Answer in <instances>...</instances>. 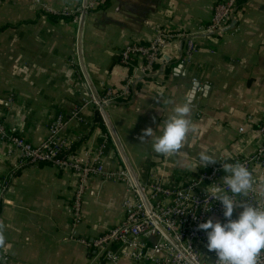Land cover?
Returning <instances> with one entry per match:
<instances>
[{"label":"crops","instance_id":"0c3cea01","mask_svg":"<svg viewBox=\"0 0 264 264\" xmlns=\"http://www.w3.org/2000/svg\"><path fill=\"white\" fill-rule=\"evenodd\" d=\"M220 1L109 0L78 22L72 12L83 0H0V122L37 146L59 117L78 110V118L65 120L59 132L63 145L87 157L102 146L106 167L117 173L125 168L123 154L140 186L180 188L220 161L251 156L264 122V0H240L235 28L221 36L202 35ZM159 31L199 32L192 61L170 59L164 80H147L131 102L105 106L106 123L90 100L92 88L102 95L121 84L122 49L146 44ZM186 101L193 130L176 154L152 152L149 137L141 143L142 130L156 131ZM9 150L0 141V182L16 161ZM201 151L218 161L202 168L196 164ZM75 185L71 172L49 165L16 173L0 216V244L10 256L6 264L99 263L77 239L90 242L118 225L124 200L133 197L123 182L89 179L82 221L73 229L69 209Z\"/></svg>","mask_w":264,"mask_h":264},{"label":"built area","instance_id":"2783aa9c","mask_svg":"<svg viewBox=\"0 0 264 264\" xmlns=\"http://www.w3.org/2000/svg\"><path fill=\"white\" fill-rule=\"evenodd\" d=\"M239 1L223 0L217 3L210 21L200 33L221 36L226 30L235 28ZM99 3L100 0H87L85 6L81 5V16L76 20L80 22L83 13ZM198 36L199 32L159 31L146 44L131 43L123 48L119 56V62L126 72L123 82L105 88L102 95L96 92L98 101L93 94L90 95L96 112L102 117L101 107L131 102L138 87L147 80H164L170 59L190 63L196 52L195 40ZM73 118H78V110L66 118L59 117L50 127L47 138L37 146L7 131L0 122V141L10 147L9 154L16 158L11 172L0 182V216L11 182L16 173L23 169L49 165L75 176L76 185L69 209L73 229L82 221V199L88 180L94 177L118 180L125 183L127 192L133 197L123 202L122 221L90 242L77 239L81 245L93 251L94 263L105 261L107 264H120L128 260L129 264H216V254L207 250L206 233L198 230V224L209 219L224 222L221 203L210 197L213 195L212 185L219 184L221 190L227 192L222 181L225 175L222 163L225 161L198 172L180 188H170L157 182L140 186L145 204L125 168L117 173L106 167L102 146L87 157L79 156L63 145L58 138L59 132L66 121ZM257 135L259 143L251 156H236L228 163H241L251 172L252 187L246 196L235 197L241 199L238 203L249 201L264 208V122L257 127ZM89 195H93V192H89ZM240 210L239 207L234 209L233 219ZM259 259L264 264V253ZM9 261L7 246L0 244V264Z\"/></svg>","mask_w":264,"mask_h":264},{"label":"clouds","instance_id":"9594fccd","mask_svg":"<svg viewBox=\"0 0 264 264\" xmlns=\"http://www.w3.org/2000/svg\"><path fill=\"white\" fill-rule=\"evenodd\" d=\"M190 101L176 105L168 116L153 131L151 127L142 130L141 143L149 137L152 152L170 156L182 147L186 136L193 130L190 120ZM218 161L206 151L197 154L196 164L207 167ZM225 173L222 178L227 192L218 185H212V200L219 201L223 208L224 222L209 219L198 224V230L206 233L207 250L215 252L216 264H261L264 253V208L255 203H238L235 197L246 196L253 180L251 172L241 163H222ZM241 210L233 219L234 209Z\"/></svg>","mask_w":264,"mask_h":264},{"label":"water","instance_id":"95a60500","mask_svg":"<svg viewBox=\"0 0 264 264\" xmlns=\"http://www.w3.org/2000/svg\"><path fill=\"white\" fill-rule=\"evenodd\" d=\"M86 2H87V0H83V6H85ZM83 15H84V13H83ZM83 15H82V16H83ZM80 22H82V17H81V21H80ZM91 91H92V94L94 95V97L96 98V100L98 101V98H97V95H96V91H95L93 88H92ZM101 113H102V116H103L104 120H105L106 123H107V120H108V119H107V116H106V113H105L104 107H101ZM112 140H113L114 145L119 149V152L122 154V151H121V149H120V147H119V145H118V143H117L115 137H112ZM122 158H123V162L125 163V168H126L127 172L129 173V175H130L131 179L133 180V182H134V184H135L137 190H138L139 193H140V196H141L142 200H143L144 203H145L144 196H143V194L141 193L140 185H139V183L136 181V179L134 178V175H133V173H132V171H131V168H130V166L128 165V163H127L126 159L124 158L123 154H122ZM145 204H146V203H145Z\"/></svg>","mask_w":264,"mask_h":264},{"label":"trees","instance_id":"16d2710c","mask_svg":"<svg viewBox=\"0 0 264 264\" xmlns=\"http://www.w3.org/2000/svg\"><path fill=\"white\" fill-rule=\"evenodd\" d=\"M109 0H100V3L93 9H89L90 11H96L100 8H104L107 6ZM167 71V70H166ZM98 120L100 121V117L98 118Z\"/></svg>","mask_w":264,"mask_h":264},{"label":"rangeland","instance_id":"374dc122","mask_svg":"<svg viewBox=\"0 0 264 264\" xmlns=\"http://www.w3.org/2000/svg\"><path fill=\"white\" fill-rule=\"evenodd\" d=\"M81 10H82V8H81V5L77 8V10H75V11H73L72 13H75L77 16H76V18L78 19L80 16H81ZM86 13V12H85ZM84 13V14H85Z\"/></svg>","mask_w":264,"mask_h":264}]
</instances>
